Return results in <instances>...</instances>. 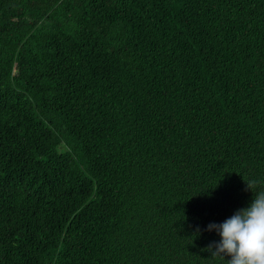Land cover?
I'll use <instances>...</instances> for the list:
<instances>
[{
	"label": "trees",
	"instance_id": "trees-1",
	"mask_svg": "<svg viewBox=\"0 0 264 264\" xmlns=\"http://www.w3.org/2000/svg\"><path fill=\"white\" fill-rule=\"evenodd\" d=\"M248 182L264 0H0V264H227Z\"/></svg>",
	"mask_w": 264,
	"mask_h": 264
},
{
	"label": "clouds",
	"instance_id": "clouds-1",
	"mask_svg": "<svg viewBox=\"0 0 264 264\" xmlns=\"http://www.w3.org/2000/svg\"><path fill=\"white\" fill-rule=\"evenodd\" d=\"M248 187L254 191L249 182ZM254 193L247 207L236 210L221 223L207 226L208 231L214 230L220 237L209 245L212 256L221 257L227 264H264V188Z\"/></svg>",
	"mask_w": 264,
	"mask_h": 264
}]
</instances>
